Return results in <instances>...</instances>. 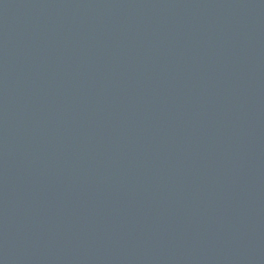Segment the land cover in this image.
I'll list each match as a JSON object with an SVG mask.
<instances>
[{
    "label": "water",
    "instance_id": "95a60500",
    "mask_svg": "<svg viewBox=\"0 0 264 264\" xmlns=\"http://www.w3.org/2000/svg\"><path fill=\"white\" fill-rule=\"evenodd\" d=\"M0 264H264V0H0Z\"/></svg>",
    "mask_w": 264,
    "mask_h": 264
}]
</instances>
